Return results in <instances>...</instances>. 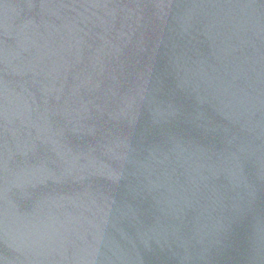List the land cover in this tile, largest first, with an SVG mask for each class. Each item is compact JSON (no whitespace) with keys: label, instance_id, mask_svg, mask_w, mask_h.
Wrapping results in <instances>:
<instances>
[{"label":"water","instance_id":"1","mask_svg":"<svg viewBox=\"0 0 264 264\" xmlns=\"http://www.w3.org/2000/svg\"><path fill=\"white\" fill-rule=\"evenodd\" d=\"M0 264H264V0H0Z\"/></svg>","mask_w":264,"mask_h":264}]
</instances>
